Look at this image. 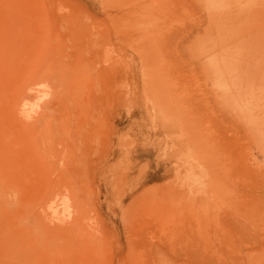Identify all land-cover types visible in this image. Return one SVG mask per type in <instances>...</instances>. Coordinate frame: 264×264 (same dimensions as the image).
I'll list each match as a JSON object with an SVG mask.
<instances>
[{
  "label": "rangeland",
  "instance_id": "1",
  "mask_svg": "<svg viewBox=\"0 0 264 264\" xmlns=\"http://www.w3.org/2000/svg\"><path fill=\"white\" fill-rule=\"evenodd\" d=\"M0 264H264V0H0Z\"/></svg>",
  "mask_w": 264,
  "mask_h": 264
}]
</instances>
